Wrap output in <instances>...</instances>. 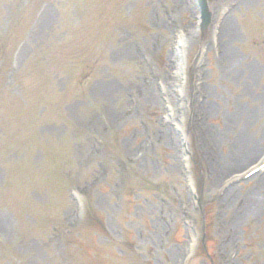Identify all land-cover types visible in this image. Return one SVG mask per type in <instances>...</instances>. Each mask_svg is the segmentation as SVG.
Here are the masks:
<instances>
[{"label": "rangeland", "instance_id": "rangeland-1", "mask_svg": "<svg viewBox=\"0 0 264 264\" xmlns=\"http://www.w3.org/2000/svg\"><path fill=\"white\" fill-rule=\"evenodd\" d=\"M205 11L0 0V264H264V177L220 190L264 154V0Z\"/></svg>", "mask_w": 264, "mask_h": 264}, {"label": "bare ground", "instance_id": "bare-ground-1", "mask_svg": "<svg viewBox=\"0 0 264 264\" xmlns=\"http://www.w3.org/2000/svg\"><path fill=\"white\" fill-rule=\"evenodd\" d=\"M248 3L249 0H244V2ZM235 8V7H234ZM231 14V11H229V13L223 18V21L221 23V26L223 25V23L225 22V20L227 19V17ZM220 26V28H221ZM222 29V28H221ZM220 34V33H219ZM222 36L224 37V39H226V45L225 43H222V47L225 48V46H229L230 43H234L236 42L237 44H239V41H240V35L237 34L236 30H235V26L232 25V22L228 23L227 27L225 29L222 30ZM178 39H179V45L182 44V48L180 50H178V52H181V50H183V45L184 43L186 44V41L187 39L182 35V34H179L178 35ZM228 48L226 47L225 50H227ZM233 57L231 58L230 60V66H227L226 68L232 72L233 70L235 71V66H239L240 65V59L238 58V56H236V54L232 53ZM181 67L179 66V69ZM142 86H144V91H143V94H144V100H147L149 101L150 103H157L158 102V97L159 94L155 92L154 88L150 85L149 82H145ZM158 92V91H157ZM253 110L250 111V114L248 113V117L250 118V120H253L252 117L253 115L251 114ZM245 115V114H244ZM246 117L245 118V121L242 120L241 121V132L242 130H246L243 131L240 135V142H239V139L237 140V148L235 149V152L232 154V156H234V162L231 161L229 167L230 168H235V167H239L242 163H244L245 161H247V159H249L250 157H252V155H254L255 152H252L251 153V148H250V144H252L253 140L252 138L250 137V130L252 128V124H248V122H251L249 121V118ZM256 119V118H255ZM257 120V119H256ZM237 125H238V121H236ZM264 156V154H263ZM256 160L252 161V163H249L247 165H245L244 167H242L240 169V171H238L239 173H234L236 171H233V173H231L228 178L229 180H231V178H234V177H237V176H240L241 174H245L247 171L255 168L258 166V164L262 161H260L258 164H254ZM254 164V165H253ZM251 166V167H250ZM248 167H250L248 170H246ZM246 170V171H243ZM258 172H261V173H257L255 175H252L250 176L249 178H259L258 175H261V177L263 176L264 177V171L262 170H259ZM260 177V178H261ZM263 177L262 179L259 178V181L258 183H263ZM224 180V179H223ZM236 184L235 185H231L229 186L225 191H224V194L222 197L224 196H227L228 194H230L232 192V190L234 188H236ZM249 208V207H248Z\"/></svg>", "mask_w": 264, "mask_h": 264}, {"label": "water", "instance_id": "water-1", "mask_svg": "<svg viewBox=\"0 0 264 264\" xmlns=\"http://www.w3.org/2000/svg\"><path fill=\"white\" fill-rule=\"evenodd\" d=\"M200 2H201V6H202V8L205 9V8H204V0H200ZM206 23H207V15H204L203 26H204Z\"/></svg>", "mask_w": 264, "mask_h": 264}]
</instances>
